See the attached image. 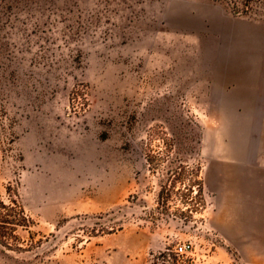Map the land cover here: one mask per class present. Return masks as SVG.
<instances>
[{
	"label": "rangeland",
	"instance_id": "374dc122",
	"mask_svg": "<svg viewBox=\"0 0 264 264\" xmlns=\"http://www.w3.org/2000/svg\"><path fill=\"white\" fill-rule=\"evenodd\" d=\"M239 57L264 75V0H0V189L34 220L0 258L264 264L204 187L231 144L211 75Z\"/></svg>",
	"mask_w": 264,
	"mask_h": 264
},
{
	"label": "crops",
	"instance_id": "0c3cea01",
	"mask_svg": "<svg viewBox=\"0 0 264 264\" xmlns=\"http://www.w3.org/2000/svg\"><path fill=\"white\" fill-rule=\"evenodd\" d=\"M244 63L240 57L222 60L211 75L209 108L227 111L229 129L221 136L231 144L208 151L204 187L214 199L218 228L241 237L244 254L264 255V124L257 123L264 117L257 112L264 111V82L258 80L264 75ZM0 264L10 263L0 258Z\"/></svg>",
	"mask_w": 264,
	"mask_h": 264
},
{
	"label": "trees",
	"instance_id": "16d2710c",
	"mask_svg": "<svg viewBox=\"0 0 264 264\" xmlns=\"http://www.w3.org/2000/svg\"><path fill=\"white\" fill-rule=\"evenodd\" d=\"M0 189V248L22 251L17 234L19 227L28 228L34 220L26 212L20 197L19 183L8 181Z\"/></svg>",
	"mask_w": 264,
	"mask_h": 264
},
{
	"label": "built area",
	"instance_id": "2783aa9c",
	"mask_svg": "<svg viewBox=\"0 0 264 264\" xmlns=\"http://www.w3.org/2000/svg\"><path fill=\"white\" fill-rule=\"evenodd\" d=\"M193 248V243L191 241H184L177 245L175 251L178 255L187 254Z\"/></svg>",
	"mask_w": 264,
	"mask_h": 264
}]
</instances>
